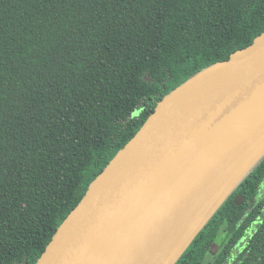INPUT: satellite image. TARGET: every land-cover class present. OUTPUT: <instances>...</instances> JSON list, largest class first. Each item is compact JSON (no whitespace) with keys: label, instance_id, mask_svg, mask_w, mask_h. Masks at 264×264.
Listing matches in <instances>:
<instances>
[{"label":"trees","instance_id":"1","mask_svg":"<svg viewBox=\"0 0 264 264\" xmlns=\"http://www.w3.org/2000/svg\"><path fill=\"white\" fill-rule=\"evenodd\" d=\"M263 31L264 0H0V264H37L158 102ZM263 184L264 155L172 264H264Z\"/></svg>","mask_w":264,"mask_h":264},{"label":"water","instance_id":"2","mask_svg":"<svg viewBox=\"0 0 264 264\" xmlns=\"http://www.w3.org/2000/svg\"><path fill=\"white\" fill-rule=\"evenodd\" d=\"M263 128L264 31L158 102L90 184L37 264H133L142 241ZM263 155L264 149L232 178L180 251ZM234 202L242 205L245 196Z\"/></svg>","mask_w":264,"mask_h":264},{"label":"bare ground","instance_id":"3","mask_svg":"<svg viewBox=\"0 0 264 264\" xmlns=\"http://www.w3.org/2000/svg\"><path fill=\"white\" fill-rule=\"evenodd\" d=\"M262 149L264 128L199 185L189 203L142 241L133 264H171L200 220L220 199L226 185Z\"/></svg>","mask_w":264,"mask_h":264},{"label":"rangeland","instance_id":"4","mask_svg":"<svg viewBox=\"0 0 264 264\" xmlns=\"http://www.w3.org/2000/svg\"><path fill=\"white\" fill-rule=\"evenodd\" d=\"M250 163H251V162H250ZM250 163H249V164H250ZM249 164H248V165H249ZM226 189H227V188H225V190L222 192V195L220 196V198L223 197V194H224V192L226 191ZM262 191L264 192V184H263V186H262ZM216 202H217V201H216ZM217 203H218V202H217ZM217 203H216V204H217ZM216 204H215V205H216ZM213 206H214V205H213Z\"/></svg>","mask_w":264,"mask_h":264}]
</instances>
